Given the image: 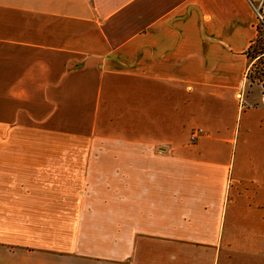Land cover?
I'll use <instances>...</instances> for the list:
<instances>
[{
    "label": "crops",
    "instance_id": "0c3cea01",
    "mask_svg": "<svg viewBox=\"0 0 264 264\" xmlns=\"http://www.w3.org/2000/svg\"><path fill=\"white\" fill-rule=\"evenodd\" d=\"M261 2L0 0V264H264Z\"/></svg>",
    "mask_w": 264,
    "mask_h": 264
},
{
    "label": "trees",
    "instance_id": "16d2710c",
    "mask_svg": "<svg viewBox=\"0 0 264 264\" xmlns=\"http://www.w3.org/2000/svg\"><path fill=\"white\" fill-rule=\"evenodd\" d=\"M256 10L258 14V21L255 24L256 37L246 51L249 62L246 79L250 84L257 83L264 90V0Z\"/></svg>",
    "mask_w": 264,
    "mask_h": 264
},
{
    "label": "rangeland",
    "instance_id": "374dc122",
    "mask_svg": "<svg viewBox=\"0 0 264 264\" xmlns=\"http://www.w3.org/2000/svg\"><path fill=\"white\" fill-rule=\"evenodd\" d=\"M261 4H262V2L259 3V5H261ZM259 5L257 3L258 7H259ZM255 13H257L256 9H255ZM242 92H243V98H241L240 101L242 103H245V104L248 103L249 105H256L259 101L264 99V90L257 83L250 84L248 81H246L245 86H243ZM15 136H44V135L34 134L32 132H21V133L16 132ZM61 137H63V136H61ZM65 142L66 143L64 145L59 146V147H61L59 152H63V151H67V150L75 151L78 153H80V152L82 153L83 151L87 152L88 146H87V144H85V141H83V140H73L71 142L69 140H66Z\"/></svg>",
    "mask_w": 264,
    "mask_h": 264
}]
</instances>
